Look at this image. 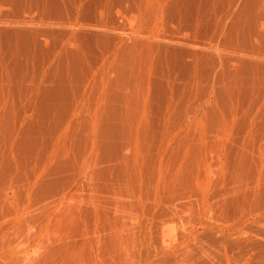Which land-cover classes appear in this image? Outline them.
Returning a JSON list of instances; mask_svg holds the SVG:
<instances>
[{"label":"rangeland","instance_id":"rangeland-1","mask_svg":"<svg viewBox=\"0 0 264 264\" xmlns=\"http://www.w3.org/2000/svg\"><path fill=\"white\" fill-rule=\"evenodd\" d=\"M0 264H264V0H0Z\"/></svg>","mask_w":264,"mask_h":264}]
</instances>
